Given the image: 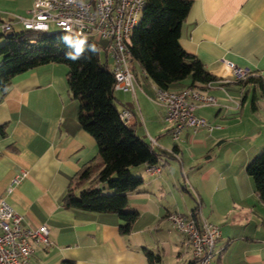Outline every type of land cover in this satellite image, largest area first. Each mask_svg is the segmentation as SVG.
<instances>
[{
	"label": "crops",
	"instance_id": "0c3cea01",
	"mask_svg": "<svg viewBox=\"0 0 264 264\" xmlns=\"http://www.w3.org/2000/svg\"><path fill=\"white\" fill-rule=\"evenodd\" d=\"M187 1L179 44L217 78L201 90L216 104L195 109L208 126L184 129L174 141L156 102L157 88L138 64L133 93L117 92L118 110L134 115L137 136L154 141L158 155V172L134 170L143 184L127 197L138 213L127 235L120 233L115 214L62 206L75 176L97 157L94 139L78 123L67 67L39 66L0 91V199L20 215L22 227L44 225L50 242L32 244L28 264H150L147 251L159 255L157 264H186L193 261L191 249L168 216L193 212L219 229L211 264H264V204L246 173L264 151V97L257 85L236 83L225 64L264 81V0ZM33 3L0 0V27L21 31L18 18L27 17Z\"/></svg>",
	"mask_w": 264,
	"mask_h": 264
},
{
	"label": "trees",
	"instance_id": "16d2710c",
	"mask_svg": "<svg viewBox=\"0 0 264 264\" xmlns=\"http://www.w3.org/2000/svg\"><path fill=\"white\" fill-rule=\"evenodd\" d=\"M191 3L187 0H144L140 20L132 30L129 42L130 69L134 63L157 89L169 90L186 79V88L203 90L217 78L210 75L200 60L186 53L179 44L182 24ZM61 31L40 32L21 30L0 33V91H5L16 76L47 64L67 67L66 84L72 99L78 102L77 120L83 131L97 145V157L85 165L68 186L62 199L66 209H77L100 214H115L121 221L122 235L130 233L138 213L129 208L128 194L143 184L134 170L155 167L158 155L150 143L126 126L119 118L115 97L114 78L105 60L100 63V47L85 40V52L72 61ZM72 36V35H69ZM73 39H81L72 36ZM94 45L95 53L88 51ZM135 76V75H134ZM255 84L264 97V81L256 75L236 81ZM2 128H0V132ZM259 201L264 204V151L247 165ZM192 215L196 216L193 212ZM150 264L160 262L159 255L145 253ZM72 264V263H65ZM186 264H198L196 260Z\"/></svg>",
	"mask_w": 264,
	"mask_h": 264
},
{
	"label": "built area",
	"instance_id": "2783aa9c",
	"mask_svg": "<svg viewBox=\"0 0 264 264\" xmlns=\"http://www.w3.org/2000/svg\"><path fill=\"white\" fill-rule=\"evenodd\" d=\"M144 0H34L28 16L18 18L22 30L50 31L53 24L68 35L96 41L104 40L103 52L114 78V90L133 93L135 76L130 69L128 42L132 30L138 24ZM2 32H11L12 27L3 24ZM236 81L246 79L250 72L225 63ZM209 84H207L208 86ZM156 102L164 110V120L172 125L171 136L179 139L184 129L208 126L203 118L195 115V109L216 104V99L198 89L185 88L178 92L157 89ZM119 118L126 126H134V115L128 110L119 112ZM155 144L154 141L150 143ZM148 173L158 168H147ZM26 173L16 175L12 185L17 184ZM10 192V188L8 189ZM172 228L185 237L193 260L198 264H211L215 254V242L219 229L199 216L184 217L180 214L168 216ZM32 244L49 246L48 230L44 225L22 227L21 217L4 199H0V264H28Z\"/></svg>",
	"mask_w": 264,
	"mask_h": 264
},
{
	"label": "clouds",
	"instance_id": "9594fccd",
	"mask_svg": "<svg viewBox=\"0 0 264 264\" xmlns=\"http://www.w3.org/2000/svg\"><path fill=\"white\" fill-rule=\"evenodd\" d=\"M61 39L68 47L74 48V51H69L65 54L67 59L75 61L82 57V55L85 52V43H86L85 40L82 39L74 40L73 37L69 35H65ZM87 50L92 53H95L96 48L94 45H89Z\"/></svg>",
	"mask_w": 264,
	"mask_h": 264
},
{
	"label": "rangeland",
	"instance_id": "374dc122",
	"mask_svg": "<svg viewBox=\"0 0 264 264\" xmlns=\"http://www.w3.org/2000/svg\"><path fill=\"white\" fill-rule=\"evenodd\" d=\"M53 31H59V29L57 27H55L53 24L50 25V32H53ZM1 28H0V33H1ZM11 32H8V34H10ZM87 41L90 42L91 44H96L97 46H99L101 49H100V52H99V60H100V63H104V61L106 60V57H105V54L103 52V49L105 46H106V42L104 40H99V41H96L92 36H89L87 37ZM109 63V62H108ZM109 65V64H108ZM134 66L136 67V71H139V68L137 66L136 63H134ZM115 97L117 98L118 101H120V94L117 93V91H115ZM116 107L117 109H121V105L117 102L116 103ZM161 253L162 255L164 256V252L161 250Z\"/></svg>",
	"mask_w": 264,
	"mask_h": 264
}]
</instances>
